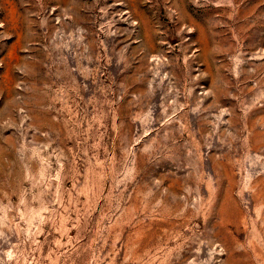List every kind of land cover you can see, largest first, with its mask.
Returning a JSON list of instances; mask_svg holds the SVG:
<instances>
[{
  "label": "rangeland",
  "instance_id": "rangeland-1",
  "mask_svg": "<svg viewBox=\"0 0 264 264\" xmlns=\"http://www.w3.org/2000/svg\"><path fill=\"white\" fill-rule=\"evenodd\" d=\"M0 264H264V0H0Z\"/></svg>",
  "mask_w": 264,
  "mask_h": 264
}]
</instances>
